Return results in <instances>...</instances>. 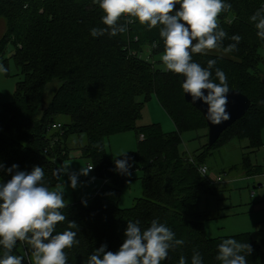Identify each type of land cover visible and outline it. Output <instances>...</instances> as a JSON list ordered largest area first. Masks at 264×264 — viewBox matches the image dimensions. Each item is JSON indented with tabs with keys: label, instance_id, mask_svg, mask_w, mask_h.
Wrapping results in <instances>:
<instances>
[{
	"label": "trees",
	"instance_id": "1",
	"mask_svg": "<svg viewBox=\"0 0 264 264\" xmlns=\"http://www.w3.org/2000/svg\"><path fill=\"white\" fill-rule=\"evenodd\" d=\"M231 9L218 16L220 28L227 33L217 53L193 54V61L207 68L215 60L212 80L219 83L215 69L226 74L230 90L244 96L248 108L238 120L226 128L210 147L202 144L188 157L179 152L181 136L205 130L202 116L182 98L180 74L160 70L143 60L164 53L160 26L149 29L138 21L127 24L122 16L118 24L128 30L109 36L93 37L92 28H106L104 13L94 0H0V20L4 30L0 36V63L7 45L12 47L9 59L18 71L12 99L0 106V163L13 164L20 171L31 172L33 166L44 170L43 183L50 190L59 185L57 163L68 159L67 140L76 139V149L95 178L104 181L89 203L74 202L62 209L66 220L56 232L77 233L78 243L64 249L67 264H88L91 254L102 244L106 251L116 252L124 241L127 221H139L145 229L153 220L165 224L184 244L169 249L161 264H179L185 257L199 253L202 264H221L216 259L218 245L234 238L249 243L253 252L247 264H264V244L248 233L219 238H206L203 223L211 218L194 210L200 197L213 195L216 185L196 171L209 151L234 140L244 142L237 166L246 178L259 175L264 169L252 164L249 156L261 147L264 130V40L250 17L264 8V0H224ZM179 5L176 9H179ZM233 35L241 36L237 49L225 53ZM55 87L49 99L45 93ZM153 97L173 126L163 133L157 125L137 127L142 104ZM65 117L64 123L56 117ZM57 124V129H51ZM133 131L136 147L128 155L134 160L131 172L137 171L141 195L131 207L119 208L121 189L132 179L115 168V159L104 151V140L111 135ZM141 136V138H139ZM206 138V134L203 135ZM131 162V161H130ZM205 166V165H204ZM237 167V168H235ZM11 176L0 170V183ZM76 227L69 229V223ZM25 242L18 241L13 255L24 256ZM5 250L0 246V256Z\"/></svg>",
	"mask_w": 264,
	"mask_h": 264
},
{
	"label": "clouds",
	"instance_id": "2",
	"mask_svg": "<svg viewBox=\"0 0 264 264\" xmlns=\"http://www.w3.org/2000/svg\"><path fill=\"white\" fill-rule=\"evenodd\" d=\"M102 10V23L106 28H92L93 37L116 36L128 30L127 24L138 21L149 29L160 26L159 35L164 42L161 61L166 70L184 77L183 92L191 102L206 106V115L213 124H221L230 119L227 112L230 91L224 71L215 69L219 83L212 80V69L216 61L209 60L207 68L193 61V54H206L207 50L222 47L227 33L220 28L218 16L231 9L224 0H94ZM179 5V9L176 6ZM122 16L128 17L127 24H118ZM250 21L257 29V36L264 40V8L256 11ZM241 36L233 35L235 43L223 48L225 53L237 49ZM7 68L0 64V72ZM115 159V168L122 175H131L134 160L128 152ZM131 161V162H130ZM92 165L81 167L79 172H71L70 165H62L56 170L58 176L68 175L71 188L78 187V177L87 176ZM0 170L11 176L6 183H0V246L5 250L0 256V264H22L24 256L13 255L18 241L28 246L30 264H67L64 249L78 243L77 233L71 230L56 232V226L66 220L62 209L67 206L63 186L50 190L44 185V170L33 166L31 172L20 171L17 164L6 168L0 163ZM94 179V178H93ZM86 206V201H82ZM76 227L69 223V229ZM124 241L116 252L106 251L102 244L90 255L88 264H161L167 259L169 249L184 244L175 239V233L165 224L153 220L145 229L139 221H127ZM253 248L249 243H240L234 238L224 239L218 245L216 259L221 264H247ZM179 264H186L181 256ZM192 264H202L199 253L192 257Z\"/></svg>",
	"mask_w": 264,
	"mask_h": 264
},
{
	"label": "rangeland",
	"instance_id": "3",
	"mask_svg": "<svg viewBox=\"0 0 264 264\" xmlns=\"http://www.w3.org/2000/svg\"><path fill=\"white\" fill-rule=\"evenodd\" d=\"M4 26L0 20V36ZM12 47L7 45L3 52V59H6V73L0 72V106L7 104L12 99L14 84L20 79L18 71L15 69L9 56ZM208 53H217L216 50H207ZM264 54V52H263ZM158 54L148 57V53L143 54V59L152 63L153 67L165 70V66ZM1 64V63H0ZM55 87L45 93V99L53 94ZM56 122L64 123L65 117L58 116ZM155 124L161 132L168 133L173 131V126L165 113L160 109L155 99H150L142 104L140 118L136 126L144 127ZM205 130L187 132L181 136L179 152L184 156L192 158L191 155L202 145L205 144ZM136 135L133 131L111 135L104 140V151L107 157L115 158L125 152H133L136 147ZM261 147L249 156L252 164L263 167L264 169V130L260 133ZM68 159L57 163L58 168L62 165H70L71 172H79L81 167L86 168V161L81 159L76 149V139L69 137L67 140ZM244 142L230 141L221 147L213 148L204 159L203 165L207 168V177H219L220 182L215 183L216 192L213 195L200 197L194 207L197 212H204L210 217L203 223L204 237L219 238L232 236L241 233H248L257 243L264 244V182L259 175L246 178L239 171L231 170L230 167L237 166ZM237 168V167H235ZM132 179L121 189L118 207L125 209L131 207L133 200L141 195L137 177L139 173L133 172ZM94 178V179H93ZM64 184L63 198L67 204L86 201L92 198L93 194L102 185L100 179L95 178L93 172L87 176L78 177V187L73 189L70 186L68 175L59 176V185ZM55 186L51 190H56ZM28 246L24 247V254L30 264V254Z\"/></svg>",
	"mask_w": 264,
	"mask_h": 264
},
{
	"label": "water",
	"instance_id": "4",
	"mask_svg": "<svg viewBox=\"0 0 264 264\" xmlns=\"http://www.w3.org/2000/svg\"><path fill=\"white\" fill-rule=\"evenodd\" d=\"M184 77L181 75L180 85ZM182 89V87H181ZM182 98L183 101L193 107L199 114L202 116L205 126H206V146L210 147L217 140L219 135L228 128L231 124H233L236 120H238L248 108L249 102L248 100L242 96L239 92L235 90H230L228 93V104H227V112L230 114V119L221 124H213L211 123L206 115V106L200 102L193 104L191 102L190 96L183 92L182 89Z\"/></svg>",
	"mask_w": 264,
	"mask_h": 264
},
{
	"label": "built area",
	"instance_id": "5",
	"mask_svg": "<svg viewBox=\"0 0 264 264\" xmlns=\"http://www.w3.org/2000/svg\"><path fill=\"white\" fill-rule=\"evenodd\" d=\"M126 17V16H125ZM144 53H148V57H149V52L148 51H145ZM143 53V54H144ZM143 54H141L140 55V57L143 59ZM144 60V59H143ZM146 61V60H145ZM152 64V63H151ZM59 126L57 125V124H52L51 125V129H57ZM139 138H141V136H139ZM188 161L190 162V163H192L193 164V161H192V159L191 158H189L188 159ZM196 171H197V173L200 175V177H202L203 179H208L210 182H212V183H219L220 182V179H219V177H207V168L204 166V165H197L196 166ZM259 177L263 180V182H264V173H262L261 175H259ZM104 181H102V183H103Z\"/></svg>",
	"mask_w": 264,
	"mask_h": 264
},
{
	"label": "crops",
	"instance_id": "6",
	"mask_svg": "<svg viewBox=\"0 0 264 264\" xmlns=\"http://www.w3.org/2000/svg\"><path fill=\"white\" fill-rule=\"evenodd\" d=\"M91 172V171H90Z\"/></svg>",
	"mask_w": 264,
	"mask_h": 264
}]
</instances>
